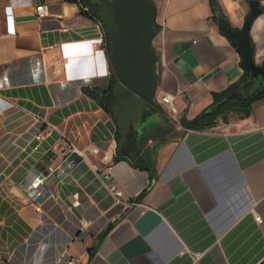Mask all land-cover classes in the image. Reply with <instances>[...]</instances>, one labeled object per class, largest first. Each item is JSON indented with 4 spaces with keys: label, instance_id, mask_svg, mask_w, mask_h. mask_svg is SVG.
Listing matches in <instances>:
<instances>
[{
    "label": "crops",
    "instance_id": "obj_1",
    "mask_svg": "<svg viewBox=\"0 0 264 264\" xmlns=\"http://www.w3.org/2000/svg\"><path fill=\"white\" fill-rule=\"evenodd\" d=\"M153 1L156 100L172 129L156 120L145 131L146 119L123 155L117 119L85 91L109 86L102 26L64 0H0V264L264 261V99L247 116L180 127L244 70L209 0ZM250 1L218 0L236 29ZM40 5L47 6L42 17ZM261 7L250 28L258 65ZM166 93L177 113L162 102ZM41 131L48 134L38 141ZM138 158L151 170L135 167ZM69 159L75 164L61 176ZM40 175L38 203L30 185Z\"/></svg>",
    "mask_w": 264,
    "mask_h": 264
},
{
    "label": "water",
    "instance_id": "obj_2",
    "mask_svg": "<svg viewBox=\"0 0 264 264\" xmlns=\"http://www.w3.org/2000/svg\"><path fill=\"white\" fill-rule=\"evenodd\" d=\"M100 6V17L107 28L110 43V64L118 83L114 89L117 99L114 117L122 139L119 151L126 147L133 128L143 131V115L150 107H158L157 54L152 41L155 29L156 5L153 0H94ZM251 11L240 29H233L221 11L217 23L222 33L238 48L244 73L241 80H256L264 85V63L256 64L250 40L254 19L263 12L260 0L250 1Z\"/></svg>",
    "mask_w": 264,
    "mask_h": 264
},
{
    "label": "trees",
    "instance_id": "obj_3",
    "mask_svg": "<svg viewBox=\"0 0 264 264\" xmlns=\"http://www.w3.org/2000/svg\"><path fill=\"white\" fill-rule=\"evenodd\" d=\"M69 3L77 4L81 15L84 17L99 23L103 29L104 44L107 50V56L110 60V53L112 50L107 28L103 24L100 17V6L94 0H64ZM213 15L217 19V12L220 11V5L218 0H209ZM156 32L160 31V27L154 24ZM236 29V28H233ZM110 82L106 90L97 91L91 89H85L86 93L92 98L96 99L97 102L109 113L114 115V108L117 103L116 96L114 94V89L118 83L117 77L115 75L114 69L110 64ZM242 77V76H241ZM213 102L212 104L203 110L198 116L193 119H186L182 117L180 119V127L184 129H194L199 130L208 126L214 125L219 119L223 121L228 120L229 115L247 116L251 112L253 104L264 99V85L258 84L256 80H252L247 83L241 78L228 86L226 89L220 92H214L212 94ZM156 114L161 116L162 122L161 127L166 130L172 129V124L169 119L166 118L163 108L158 105V107L153 108ZM149 111V110H148ZM147 111V112H148ZM146 112V113H147ZM160 129V128H159ZM122 137L118 133V143L120 144ZM129 145V144H128ZM120 152L126 154L125 148ZM119 156V157H123ZM117 157V159L119 158ZM135 167L141 170H151V166L145 161L144 158H138L137 162L133 163ZM260 264H264V261Z\"/></svg>",
    "mask_w": 264,
    "mask_h": 264
},
{
    "label": "built area",
    "instance_id": "obj_4",
    "mask_svg": "<svg viewBox=\"0 0 264 264\" xmlns=\"http://www.w3.org/2000/svg\"><path fill=\"white\" fill-rule=\"evenodd\" d=\"M260 4H264V0H260ZM36 12H37L39 17H42V16L46 15L47 14V6H45V5L37 6L36 7ZM162 102L169 107V110L172 113H177V108H176V104H175V96L174 95H172L170 93H166L163 96ZM47 134L48 133H46L44 131H41V132H39L36 135V139L38 141H41ZM104 160H105V162L107 161L106 158ZM74 164H75V160L74 159L66 160L64 165H63V167H62L60 175L62 176L64 174H66L74 166ZM106 178H108V175H106ZM43 179H44V176L40 175V176L36 177L35 180L30 185V188H32V192H33L31 194V197L33 199H35L38 203H39V200H41V198H43V194L41 193V191H38V190L36 191V189L41 186V184L43 183ZM110 189H111V191L114 193V195L117 198L122 197L123 192H122V190L118 189L116 187V185L112 184L110 186ZM256 220L258 222H260V217H257ZM80 261L81 260L78 257H72V258H70L67 261V264H78V263H80Z\"/></svg>",
    "mask_w": 264,
    "mask_h": 264
},
{
    "label": "flooded vegetation",
    "instance_id": "obj_5",
    "mask_svg": "<svg viewBox=\"0 0 264 264\" xmlns=\"http://www.w3.org/2000/svg\"><path fill=\"white\" fill-rule=\"evenodd\" d=\"M153 108H156V107H150L149 111L143 115V121H145L147 119L151 123V126H148V128H146L145 131H150L151 132L153 129H155L154 125H155V121L156 120H160V122H162L161 116L156 114V112H155V110H153ZM137 132H138V130H134L133 128L130 130V132L128 134L127 145L129 144L130 140L133 141L132 137L133 136L135 137ZM127 145H126V147H127ZM126 147H124V148H126Z\"/></svg>",
    "mask_w": 264,
    "mask_h": 264
},
{
    "label": "rangeland",
    "instance_id": "obj_6",
    "mask_svg": "<svg viewBox=\"0 0 264 264\" xmlns=\"http://www.w3.org/2000/svg\"><path fill=\"white\" fill-rule=\"evenodd\" d=\"M156 98H157V95H156Z\"/></svg>",
    "mask_w": 264,
    "mask_h": 264
}]
</instances>
